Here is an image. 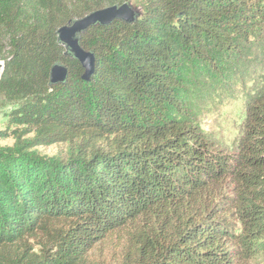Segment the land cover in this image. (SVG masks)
Returning a JSON list of instances; mask_svg holds the SVG:
<instances>
[{
	"label": "trees",
	"instance_id": "1",
	"mask_svg": "<svg viewBox=\"0 0 264 264\" xmlns=\"http://www.w3.org/2000/svg\"><path fill=\"white\" fill-rule=\"evenodd\" d=\"M126 1L0 0V264H264V75L230 152L182 95L190 67L264 47V0H142L80 35L84 80L59 29Z\"/></svg>",
	"mask_w": 264,
	"mask_h": 264
},
{
	"label": "rangeland",
	"instance_id": "2",
	"mask_svg": "<svg viewBox=\"0 0 264 264\" xmlns=\"http://www.w3.org/2000/svg\"><path fill=\"white\" fill-rule=\"evenodd\" d=\"M142 2L131 0L124 3L141 7ZM250 49L254 51L246 49V56L220 54L217 68L201 65L196 70L190 67L188 79L184 82V102L190 107L199 128L213 144L229 152L235 148L246 114L247 99L264 75V47L254 44ZM13 108L14 104L1 95L0 130L5 128L7 115ZM32 136L26 134L24 139ZM14 141L11 135L1 139L0 144L11 146ZM36 149L43 155L54 156L64 152L67 145L54 144Z\"/></svg>",
	"mask_w": 264,
	"mask_h": 264
},
{
	"label": "water",
	"instance_id": "3",
	"mask_svg": "<svg viewBox=\"0 0 264 264\" xmlns=\"http://www.w3.org/2000/svg\"><path fill=\"white\" fill-rule=\"evenodd\" d=\"M138 9L129 3L112 5L93 11L83 18L70 21L59 29V38L65 44L74 57L81 63L85 72L84 80H89L95 71V56L92 52L86 51L80 45V35L89 27L100 24L109 25L115 20L132 21ZM4 70V61H0V76ZM68 78V68L62 64H56L51 71L52 83L65 82Z\"/></svg>",
	"mask_w": 264,
	"mask_h": 264
}]
</instances>
